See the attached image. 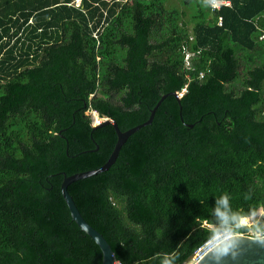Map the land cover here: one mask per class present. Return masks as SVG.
Here are the masks:
<instances>
[{"label": "trees", "instance_id": "trees-1", "mask_svg": "<svg viewBox=\"0 0 264 264\" xmlns=\"http://www.w3.org/2000/svg\"><path fill=\"white\" fill-rule=\"evenodd\" d=\"M228 1L0 0V264H103L61 189L117 143L89 110L126 131L183 93L69 186L117 261L185 264L220 196L264 207V0Z\"/></svg>", "mask_w": 264, "mask_h": 264}, {"label": "water", "instance_id": "water-1", "mask_svg": "<svg viewBox=\"0 0 264 264\" xmlns=\"http://www.w3.org/2000/svg\"><path fill=\"white\" fill-rule=\"evenodd\" d=\"M169 95L176 96L180 101L181 97L183 96V93L179 94L177 92H173L163 95L159 102L151 110V115L146 122L137 125L133 128H130L126 131H122L118 123L113 118L101 117V121L97 124H94V127L98 128L107 124H112L118 135L117 143L108 161L101 167L93 170L78 172L70 176L64 173V180L61 185L63 197L70 209L71 215L76 224L90 237H92L101 247L103 252V264H116L117 257L115 255V252L109 241L105 238V236L83 217L73 196L69 192V186L75 181L108 171L112 167V165L117 161L123 145L128 141L130 136L142 127H145L153 122L158 108ZM190 126L193 127L194 125L191 124ZM194 264H216V261L209 254L206 253L198 262ZM220 264H264V243L257 242L251 239V236L240 233V239L238 248L236 250V255L225 256L220 261Z\"/></svg>", "mask_w": 264, "mask_h": 264}, {"label": "clouds", "instance_id": "clouds-1", "mask_svg": "<svg viewBox=\"0 0 264 264\" xmlns=\"http://www.w3.org/2000/svg\"><path fill=\"white\" fill-rule=\"evenodd\" d=\"M213 211L217 220L214 229L209 232L206 243L207 254L216 261V264H220L225 256L236 255L242 230L247 229L251 239L264 243V227L259 223L254 227L250 224V221L264 214V210L250 209L246 214L233 211L229 197L222 195L216 199ZM161 264H171V261L165 257Z\"/></svg>", "mask_w": 264, "mask_h": 264}, {"label": "built area", "instance_id": "built-area-1", "mask_svg": "<svg viewBox=\"0 0 264 264\" xmlns=\"http://www.w3.org/2000/svg\"><path fill=\"white\" fill-rule=\"evenodd\" d=\"M80 3H81V0H76V4L77 5H80ZM216 5V6H213V5ZM230 6L231 5V2L230 1H228V0H211V6H212V8H213V10H219V9H221V7H223V6ZM219 24H222V22L220 21V23ZM202 76H204V74H202ZM92 115V116H91ZM90 116H91V119H92V122H93V125L94 124H97V123H99L101 120H96L94 117L97 115V116H99L100 117V115H99V113L97 112V111H95V110H92V114H91ZM263 208V210H264V207H262ZM253 227L257 224V223H255V224H253V223H250ZM262 227H264V220L263 221H261L260 223H259ZM242 234H246V235H249V236H251V234L249 233V232H247V233H242ZM207 253V243H205L202 247H200L196 252H195V254H194V256L188 261V262H186L185 264H194V263H196V262H198L205 254ZM116 264H123L122 262H119V261H117L116 262Z\"/></svg>", "mask_w": 264, "mask_h": 264}, {"label": "rangeland", "instance_id": "rangeland-1", "mask_svg": "<svg viewBox=\"0 0 264 264\" xmlns=\"http://www.w3.org/2000/svg\"><path fill=\"white\" fill-rule=\"evenodd\" d=\"M87 113L91 115V114H92V110L87 111ZM91 116H92V115H91ZM101 119H102V118H100L99 120H101ZM260 210H263V208H260ZM263 220H264V214H262V215L256 217V219L250 221V223H253V224H255V223H260V222L263 221Z\"/></svg>", "mask_w": 264, "mask_h": 264}, {"label": "bare ground", "instance_id": "bare-ground-1", "mask_svg": "<svg viewBox=\"0 0 264 264\" xmlns=\"http://www.w3.org/2000/svg\"><path fill=\"white\" fill-rule=\"evenodd\" d=\"M94 118H95L96 120H99V119H100V117H99V116H97V115H96Z\"/></svg>", "mask_w": 264, "mask_h": 264}]
</instances>
